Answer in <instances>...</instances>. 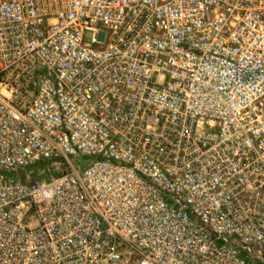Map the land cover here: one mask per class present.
Listing matches in <instances>:
<instances>
[{
  "label": "built area",
  "instance_id": "obj_1",
  "mask_svg": "<svg viewBox=\"0 0 264 264\" xmlns=\"http://www.w3.org/2000/svg\"><path fill=\"white\" fill-rule=\"evenodd\" d=\"M0 264H264V0H0Z\"/></svg>",
  "mask_w": 264,
  "mask_h": 264
},
{
  "label": "rangeland",
  "instance_id": "obj_2",
  "mask_svg": "<svg viewBox=\"0 0 264 264\" xmlns=\"http://www.w3.org/2000/svg\"><path fill=\"white\" fill-rule=\"evenodd\" d=\"M98 41H102L103 40V36L102 35H98ZM79 163V162H78ZM79 166H82L81 163L78 164ZM41 172H43L44 174V179H47V177L49 175H59L63 172V169L62 170H55V168L49 164V165H42L41 167L38 168ZM47 176V177H46Z\"/></svg>",
  "mask_w": 264,
  "mask_h": 264
},
{
  "label": "trees",
  "instance_id": "obj_3",
  "mask_svg": "<svg viewBox=\"0 0 264 264\" xmlns=\"http://www.w3.org/2000/svg\"><path fill=\"white\" fill-rule=\"evenodd\" d=\"M42 165H48L47 163L45 164V163H39L38 164V166H36V167H41Z\"/></svg>",
  "mask_w": 264,
  "mask_h": 264
}]
</instances>
